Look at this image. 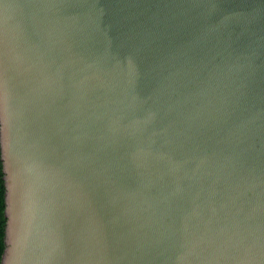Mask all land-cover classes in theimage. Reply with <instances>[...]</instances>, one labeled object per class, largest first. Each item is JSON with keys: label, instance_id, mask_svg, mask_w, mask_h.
Returning a JSON list of instances; mask_svg holds the SVG:
<instances>
[{"label": "water", "instance_id": "95a60500", "mask_svg": "<svg viewBox=\"0 0 264 264\" xmlns=\"http://www.w3.org/2000/svg\"><path fill=\"white\" fill-rule=\"evenodd\" d=\"M0 264H264V0H0Z\"/></svg>", "mask_w": 264, "mask_h": 264}, {"label": "trees", "instance_id": "16d2710c", "mask_svg": "<svg viewBox=\"0 0 264 264\" xmlns=\"http://www.w3.org/2000/svg\"><path fill=\"white\" fill-rule=\"evenodd\" d=\"M2 169H1V160H0V258H1V253L3 250L4 242H3V236H4V213H3V208H4V188H3V178H2Z\"/></svg>", "mask_w": 264, "mask_h": 264}]
</instances>
